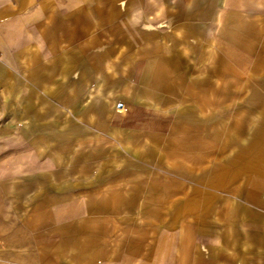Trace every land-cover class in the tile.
<instances>
[{"label": "crops", "instance_id": "obj_1", "mask_svg": "<svg viewBox=\"0 0 264 264\" xmlns=\"http://www.w3.org/2000/svg\"><path fill=\"white\" fill-rule=\"evenodd\" d=\"M0 264H264V0H0Z\"/></svg>", "mask_w": 264, "mask_h": 264}, {"label": "rangeland", "instance_id": "obj_2", "mask_svg": "<svg viewBox=\"0 0 264 264\" xmlns=\"http://www.w3.org/2000/svg\"><path fill=\"white\" fill-rule=\"evenodd\" d=\"M116 104H120V106H119V107H117V106H116V109H121V103H120V102H118V103H116Z\"/></svg>", "mask_w": 264, "mask_h": 264}, {"label": "built area", "instance_id": "obj_3", "mask_svg": "<svg viewBox=\"0 0 264 264\" xmlns=\"http://www.w3.org/2000/svg\"><path fill=\"white\" fill-rule=\"evenodd\" d=\"M116 106H117V107H119V106H120V104H116Z\"/></svg>", "mask_w": 264, "mask_h": 264}]
</instances>
